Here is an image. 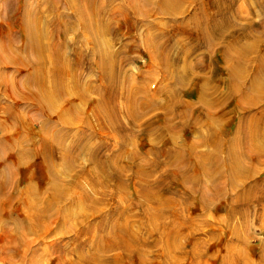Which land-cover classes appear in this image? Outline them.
I'll return each mask as SVG.
<instances>
[{"label": "rangeland", "instance_id": "1", "mask_svg": "<svg viewBox=\"0 0 264 264\" xmlns=\"http://www.w3.org/2000/svg\"><path fill=\"white\" fill-rule=\"evenodd\" d=\"M55 1L0 0V47L8 46L9 42L13 51L8 62L0 63V144H11L5 157L2 156L7 162L0 164L7 182V186L0 189V264H85L91 255L99 258L90 259L87 264H264V133H253L256 137L252 142L261 151L257 154L259 159L242 156L233 185L224 180L229 162L224 151L226 141L238 126L236 157L248 153L247 140L240 130L245 131L249 118L254 122L264 117V92L250 112L236 106L239 94L233 95L223 106L222 101H216L228 92V66L234 64L223 51L235 41H231L232 35L221 39L215 34L209 39L213 44L210 46L195 25L200 20L217 21L221 0L184 3L179 13H164L157 5H149L151 9H147L143 0L140 3L111 0L103 6L105 15L93 22L97 31L95 37L90 34L91 29H84L82 21L76 19L74 7ZM248 1L254 2L250 11L255 10L248 19L251 31L255 37L260 33L259 37L264 38V33L260 32L261 20L264 21V8L261 9L260 3L264 1L235 0L232 3L236 4H231L228 12L244 5V13H248ZM26 12L32 20V30L42 31L43 54L36 65L24 68L21 62L26 60L27 53L21 49L25 45L21 20ZM65 15L70 17L65 21L70 30L55 23L57 19L64 22ZM235 19L242 24V20ZM63 26L64 33L61 32ZM240 40H236V47L245 42L243 38ZM94 41L97 42L96 51L92 50ZM55 43L61 58H56L52 50ZM159 45L161 50L156 49ZM260 48L259 53L246 54L247 66L242 75L245 80L255 73L253 60L264 55V48ZM12 55L16 58L12 59ZM159 62H167L165 68ZM37 68L40 69L38 73L35 72ZM55 69H58L56 73ZM31 73L44 82L51 100L47 102L50 112L41 111L36 101L30 99L27 86L21 83ZM182 74H187L183 80L185 86L182 84L183 90L175 91L171 82ZM163 75L168 78L158 90ZM261 80L264 81V76ZM261 80L257 79V91L264 90ZM200 88L209 97L205 100L219 102L220 110L216 107L218 104L213 103L211 107L212 113L218 110L214 117L225 113L218 116L222 122L219 149L212 147L207 139L203 140L206 134L211 136L214 124L207 119L205 110L200 112L204 102L198 100ZM78 89L83 90L82 96L74 93ZM138 89L141 91L138 96L143 94L142 97L151 100L148 108L137 98L129 102L126 99L132 90ZM106 90L111 93L110 97L105 95ZM170 96L172 101L168 100ZM176 98L179 103L171 106L172 115L167 120L162 108L166 101L168 105ZM163 122L170 123L173 131L167 133L160 129L159 132ZM183 123L186 126H182ZM56 133L61 134L63 145L69 148L68 156L74 162L70 166L68 157L60 160V148L51 145ZM6 134L11 135L5 138ZM74 143L77 148H72ZM43 147L44 152L48 148L61 179L56 183L59 184L57 189L49 190L51 176L42 156ZM198 153H210L211 158L199 165L193 156ZM118 155L130 156L132 160L117 159ZM182 157L188 158L184 161L192 159L190 168L181 169L183 164L177 161ZM105 159L112 161L107 167L113 171L123 169V181L110 175L100 177L98 183L90 178L88 172L98 174L101 167L97 162ZM151 163L155 164L152 165L154 169L149 166ZM7 165L11 169L6 170ZM80 166L87 172L80 171ZM138 167L150 174V181L137 177ZM182 175H187L188 179H183ZM12 178L11 187L8 184ZM158 178L163 184L161 187H155L154 180ZM141 185L150 186L155 193L154 200L141 194ZM217 185L218 190L221 188L220 195L213 191ZM200 187H209L208 195H202ZM24 199L40 209L45 201H50L47 211L50 216L35 225ZM28 222L33 223L29 224L31 229H28ZM123 223L128 226L130 238L121 236L116 228Z\"/></svg>", "mask_w": 264, "mask_h": 264}, {"label": "bare ground", "instance_id": "2", "mask_svg": "<svg viewBox=\"0 0 264 264\" xmlns=\"http://www.w3.org/2000/svg\"><path fill=\"white\" fill-rule=\"evenodd\" d=\"M111 0H73V2L71 1V0H56L55 2L58 4V3H62V4H64L65 6H68V7H74L73 8V10H74V12H73V14H74V16L76 17V19L77 20H79V22L80 21H82V23H83V27H84V29H91V32H90V34L93 36V37H95L97 34H95L97 31L95 30V27L93 26V22H94V20H95V18H101L100 16L102 15V14H104L105 15V9L103 8V6L104 5H107L109 2H110ZM144 2H145V4H147L146 6L147 7H149V8H147V9H151V7L150 6H154V5H157L158 6V8L159 9H161L162 11H164V13H179L180 12V9H181V6L184 4V3H194V1L196 2V1H198V0H158L157 2H152V0H143ZM232 1H235V0H221V2H222V4L220 3L219 5H220V7L218 8V12H219V14H218V16H219V19H217V21H215V20H212V18H211V20H210V22L212 23H208L207 22V20L205 21V20H203V21H196V23H195V25L197 26V32L198 33H200L202 36H204L205 38H206V40L205 41H208L209 39H212V37H214L215 36V34L217 35V36H219V38H221V39H224L226 36H231L232 35V39H231V41H235V42H233L234 44H232V42H230L228 45H227V48H226V50H224V47L222 48L224 51L223 52H225L226 53V55H227V53H228V56L230 57L229 58V60H231V61H233V63L232 64H234V66H231V65H229L228 67H229V70L227 71V73H229L228 75V77H229V80H230V82H228V89H227V94L226 95H220L219 97H221L219 100H216V101H222V106H223V103L225 104V101H228L230 98H232V96L233 95H235V94H239L240 95V97H238L239 98V101L237 102V105L236 106H239L238 108L240 109V110H242V111H249L251 108H252V106L253 105H255V103L258 101V98L260 99V97H258V96H260V95H262V92H264V90H261V91H257L256 90V87L255 86H257L258 87V85H256V83H258L257 82V79L258 80H261L262 79V76H264V74H262V72H264V55H262L260 58H258V57H256L253 61H255L256 62V70H255V73L253 74V75H251V77H248V76H246V80L244 79V77L242 76L243 74H244V72H243V70H245L246 69V66H247V59L248 58H246V56L247 55H249V53H257L258 51H259V48L261 47V48H264V38H262V37H259V35H260V33H259V35L257 36V37H255L256 36V34L254 35V33H252V31L251 30H253L252 29V24H251V22L248 20L253 14H254V12H255V10H254V12L252 13L250 10H251V8H249L250 6H252V3H254V2H245L246 3V5H247V9L249 10V12L248 13H244V8L242 7V6H244V5H236L237 7H233L232 8V13L231 12H228V9L230 8V6H232L231 4H233V3H235V2H233L232 3ZM246 1V0H245ZM251 1V0H250ZM255 1V0H254ZM257 1V0H256ZM255 1V2H256ZM261 1H264V0H259V3L261 2ZM107 2V3H106ZM129 3V2H128ZM133 3H140V0H133ZM258 3V2H257ZM151 4H153V5H151ZM236 4V3H235ZM241 4H244V2L243 3H241ZM55 5V4H54ZM150 5V6H149ZM216 5V4H215ZM133 6V5H132ZM142 6V5H141ZM234 6V5H233ZM67 7V8H68ZM138 7V6H137ZM254 7V6H253ZM260 7H261V9L262 8H264V3H260ZM105 8H106V6H105ZM258 8V7H257ZM104 9V10H103ZM259 9V8H258ZM49 10H51V8L49 9ZM231 10V9H230ZM229 10V11H230ZM152 11V10H151ZM112 12H114V11H112ZM208 12V11H207ZM27 14L26 15H24L23 17H22V20H21V25H22V29H23V34H24V36H25V45L21 48L22 50L24 49V51H22L24 54H26L27 53V57H25L26 58V60L24 61V62H21V67H24V68H26V67H28V66H32L33 64H37L36 62H37V59H38V57L39 56H41L42 54H43V50L41 49L42 48V37H41V32H38V30L37 31H34V30H32V28L30 27V23L32 22V20H30V18H28V12H26ZM52 13V12H51ZM114 14V13H113ZM211 14V13H210ZM215 14V13H214ZM249 15H251V16H249ZM174 16H176V15H174ZM67 18H69L70 19V17L69 16H67V15H65V19H64V22H61V20L59 21L58 19L57 20H55V23H59L58 24V26L59 25H65V21H66V19ZM200 18V17H199ZM235 18H238L240 21L242 20V24L241 23H239V22H237L236 21V19ZM68 19V20H69ZM96 21V20H95ZM52 22V21H51ZM188 22V21H187ZM214 22V23H213ZM64 23V24H63ZM68 23V22H67ZM173 23V22H172ZM192 24V23H191ZM208 24H210V25H208ZM251 24V25H250ZM66 26V25H65ZM65 26H63L62 27V31L61 32H63L64 33V31H65ZM188 26V25H187ZM67 27L68 26H66V29H67ZM72 27V26H71ZM92 27V28H91ZM178 27H180V26H178ZM203 27H205V29L203 28ZM260 27L262 28L261 29V34L262 33H264V21H262L261 20V24H260ZM52 29V28H51ZM182 29V28H181ZM67 30H70V29H67ZM72 31H74V28H72L71 29ZM184 30H185V28H184ZM76 31V30H75ZM259 31V30H258ZM196 33V32H195ZM47 35V34H46ZM235 35H237V36H235ZM217 38V37H216ZM228 38V37H227ZM240 38H243V39H245L244 41V43L243 44H240L238 47H236L235 45V43H236V40L237 39H239L240 40ZM92 39V38H91ZM102 40V39H101ZM216 40V39H215ZM104 41V40H103ZM240 41H242V40H240ZM239 41V42H240ZM250 41V42H249ZM217 42H218V40H217ZM209 45L210 46H213V44H212V40H209ZM225 43H227V42H225ZM224 43V44H225ZM241 43V42H240ZM212 44V45H211ZM7 45L8 46H5L4 47V45H3V48H1L0 47V63L2 62V64L3 63H6V62H8L10 59H11V57H9L10 55H11V52H13V51H11V47H10V43L8 42L7 43ZM107 45V44H106ZM63 46V45H62ZM62 46H60V47H62ZM259 46V47H258ZM207 47V46H206ZM63 48V47H62ZM82 48V47H81ZM160 48V49H159ZM217 48H219V46L217 47ZM260 48V49H261ZM45 49V48H44ZM156 49L157 50H161V47H160V45H159V47H157L156 46ZM53 51H54V53H55V56H56V58L58 57V58H61V53H59L58 54V52L60 51L59 49H58V46H57V44L55 43V48L54 49H52ZM93 51H96L97 50V42H95L94 41V46H93V49H92ZM108 50V49H107ZM28 51L31 53V58H29L28 59ZM18 52V51H17ZM221 52V51H220ZM222 52V53H223ZM46 53V52H45ZM44 53V54H45ZM259 53V52H258ZM5 54H9V55H5ZM16 54V53H15ZM18 55H19V52L17 53ZM21 54V53H20ZM160 54V53H159ZM162 54V53H161ZM247 54V55H246ZM260 54H262L261 52H260ZM17 55V56H18ZM223 55H224V53H223ZM258 55V54H257ZM15 57V55L13 56L12 55V59ZM22 57V56H21ZM255 57V56H254ZM16 58V57H15ZM224 58V57H223ZM251 58V59H252ZM48 59V58H47ZM113 60V59H112ZM225 61H226V59H224ZM44 61V60H43ZM45 61H47V60H45ZM251 61V60H250ZM197 62V61H196ZM56 63H58V62H56ZM112 63V62H111ZM160 63V62H159ZM254 63V62H253ZM165 64H167V62H161L160 63V66H162L163 68H165L164 67V65ZM48 65V64H47ZM169 66V65H168ZM193 66H194V64H193ZM193 66H191V67H193ZM253 66V65H252ZM47 67V66H46ZM183 67V66H182ZM179 68V67H178ZM227 68V67H226ZM252 68V67H251ZM192 69H194V68H192ZM228 69V68H227ZM226 69V70H227ZM253 69V68H252ZM43 70V69H42ZM188 70H190L189 68H188ZM238 70H241V71H239L240 73L238 74ZM40 71V69L39 68H37L36 69V71L35 72H39ZM58 71V69L56 70L55 69V73ZM164 72V71H163ZM178 72V71H177ZM187 72V71H186ZM121 73V72H120ZM165 73V72H164ZM179 73V72H178ZM188 74V73H187ZM187 74H182L183 76H178V78L180 79V81L178 80V78L176 79V77H175V79L174 80H172V84L171 85H174V87H173V89L175 90H177V91H179L182 87H183V85L186 83H183L184 81L183 80H186V79H184L185 78V76L187 75ZM194 74V73H193ZM193 74H191V75H193ZM196 74V73H195ZM106 75V74H105ZM111 76V75H110ZM122 76V75H121ZM173 76V75H172ZM195 77V76H194ZM110 78V77H109ZM166 78H168L167 77V75H163V77L161 78L162 79V81L160 82V84L158 85V90H159V88L161 89L163 86L162 85H164V81H165V79ZM170 78H171V76H170ZM187 78V77H186ZM197 78H198V76H197ZM167 80H169L170 81V79H167ZM60 81V80H59ZM261 82H262V84H264V81H262L261 80ZM21 83H24V87L25 86H27V87H25L26 89H27V92H30V99H33L34 101H36V103L40 106V110L42 111V110H44L45 112L46 111H48V112H50V107H49V104L50 103H47L48 101H51L50 100V98H49V95L47 94V90H46V88H45V85H44V82H43V80L40 78V76H38L37 74H29L28 76H26L25 78H23L22 80H21ZM183 84V85H182ZM106 85V84H105ZM170 85V86H171ZM30 87V89H29V87ZM103 86V85H102ZM185 86V85H184ZM20 87V86H19ZM25 88H23L24 90H25ZM91 88V87H90ZM107 88V87H106ZM142 88V87H141ZM184 88V87H183ZM183 88H182V90H183ZM105 89V88H104ZM171 89H172V87H171ZM201 89V90H200ZM199 89V96H198V100L199 101H204L203 102V104H202V106H201V111L200 112H202L203 110H205V115H206V117H207V119H209V121H211V123L212 124H214V125H212L213 126V132H210L211 133V136H209V137H207V134H206V137L204 136V138H203V140L204 141H209L210 143H211V145H212V147H214L215 149H219L220 147H221V142H222V135H221V133H220V129H221V125H222V122H221V120H219V117L221 116V114L220 115H218L217 117H214V112L215 111H218V110H215V108L213 109V110H215L213 113H212V111H211V107L213 106V103L214 102H210L209 100V102L207 101V100H205V99H209V97L208 96H206V94H205V92L203 91V88H200ZM29 90V91H28ZM75 90H76V88H75ZM86 90V89H85ZM119 90V89H118ZM117 90V91H118ZM142 90V89H141ZM157 90V89H156ZM173 90V91H174ZM175 90V91H176ZM57 91H58V93H60V89H57ZM83 91V90H82ZM80 89H78V91L77 92H74V93H77V95L78 96H82L81 94H83V92H82ZM148 91V90H147ZM170 91H172V90H170ZM129 92V91H128ZM141 91H139V89H138V91L137 90H132L131 92H130V94H128V96L126 97V99H128V102L129 101H134V99L135 98H137L141 103H144V105H146V108H148L149 107V105H151V103H150V99H148L147 97L145 98V97H142V95L141 96H138V93H139V95L141 94L140 93ZM163 92V91H162ZM219 92V91H218ZM149 93V92H148ZM147 93V94H148ZM171 93V92H170ZM177 92H175L174 94L175 95H177L176 94ZM210 93V92H209ZM214 93V92H213ZM256 93H257V95H256ZM85 94V93H84ZM111 93L110 92H108V90H106L105 91V95H107V96H109ZM146 94V93H145ZM172 94V93H171ZM225 94V93H224ZM105 95H104V97H105ZM135 95H137V96H135ZM148 95H150V94H148ZM147 95V96H148ZM166 95V94H165ZM208 95V94H207ZM212 95V94H211ZM238 95V96H239ZM87 95L85 94V97H86ZM135 96V97H134ZM213 96H216V95H213ZM88 97V96H87ZM86 97V98H87ZM110 97V96H109ZM108 97V98H109ZM175 97H177V96H175ZM206 97H208V98H206ZM85 98V99H86ZM177 98H179V97H177ZM177 98L173 101V102H171L172 100H173V98H172V96H170L169 98H168V100H171L170 102H171V104H166L167 103V101H166V103H165V105H167V107H165V105H164V107L162 108L163 110H164V114H165V119H167L168 120V117L169 116H171L172 115V113H170V112H172V108H171V106L173 107V105L174 104H176V102H178L179 101V99H178V101H177ZM212 98V97H211ZM211 98H210V100H211ZM237 98V99H238ZM82 99V98H81ZM110 99V98H109ZM166 99V98H165ZM164 101V100H163ZM187 101V100H186ZM205 101H207V102H205ZM212 101V100H211ZM162 102V101H161ZM169 102V101H168ZM169 102V103H170ZM183 102V101H182ZM32 103H34V102H32ZM36 103H34V104H36ZM52 103V102H51ZM135 103V102H134ZM163 103V102H162ZM179 103V102H178ZM177 103V104H178ZM157 104V103H156ZM176 104V105H177ZM214 104H218V105H216V107L217 106H219V102H215ZM159 106V105H158ZM127 107V106H126ZM179 107V106H178ZM193 107V106H192ZM214 107H215V105H214ZM143 108H144V106H143ZM160 108V107H159ZM184 108H186V107H184ZM219 108V110H220V106L218 107ZM188 109V108H187ZM203 109V110H202ZM238 109V110H239ZM152 110H153V108H152ZM175 111V110H174ZM173 111V112H174ZM163 112V111H162ZM184 112H187V110L186 111H184ZM224 112H226V111H224ZM223 112V113H224ZM250 112V111H249ZM117 113V112H116ZM183 113V112H182ZM243 113V112H242ZM96 114V113H95ZM175 114V113H174ZM179 114V113H178ZM181 114V113H180ZM225 114V113H224ZM224 114H222V115H224ZM9 115H11L12 116V114L10 113ZM182 116V115H181ZM7 117V116H6ZM229 117V116H228ZM188 118V117H187ZM226 118V117H225ZM206 119V120H207ZM257 119V118H256ZM167 120H165V121H167ZM170 120V119H169ZM168 122V121H167ZM170 122V121H169ZM183 122V121H182ZM10 123V122H9ZM186 123V122H185ZM185 123H183L184 125H182V126H186V124ZM211 123H210V125H211ZM224 123V122H223ZM169 124V125H168ZM168 124H166V122L164 123L163 122V125H162V127H159V129H158V131L160 130V131H163V130H165L167 133L169 132H172L173 131V129H172V125L170 124V123H168ZM262 125H264V117H261L260 119H258V120H254V122L251 120V118H249L248 120H247V123H246V126H245V131H242V130H240L241 131V134L243 135V138L245 139V140H247V145H246V149H247V154L245 155L244 153H241L242 155H239V157H238V159H237V153H236V143H237V138L235 137L236 136V132L238 133V131H239V127L238 126H236V128H235V132H234V135L230 138V139H228V142L226 141V146H224V151H225V155H226V159L229 161L228 162V172H225L226 173V175H225V181H228L229 182V184L231 183L232 185H233V183H234V177H235V175H236V173H237V164H238V161L240 162L241 160H240V158L243 156V157H245V158H247V159H256V160H258L259 158L257 157V154L258 155H260L261 153H259V152H261L260 150H259V148L258 147H256L255 146V144L252 142L253 141V137H256L255 135V133H257V135L258 134H260V135H262L261 133H264V130H262V129H260L261 127H264V126H262ZM122 126V125H121ZM260 127V128H259ZM214 128H215V131H214ZM159 131V132H160ZM162 133V132H161ZM255 135H254V134ZM57 134V133H56ZM54 134V139H52L51 140V145H53V144H56V146L57 147H59L60 148V155H59V158H60V160H62V161H65L66 160V157H68L69 158V148H67V147H65L64 145H63V143H62V138H61V134ZM11 134H6V135H4V137L5 138H7V136H10ZM254 135V136H253ZM45 137H46V135H45ZM212 137V138H211ZM207 139V140H206ZM4 140V139H3ZM46 140V139H45ZM202 140V141H203ZM238 141H239V139H238ZM49 143L50 144V142L48 141V140H46V143ZM4 143V142H3ZM3 143L2 144H0V159L3 161H1L0 162V164H4L5 165V162H7V160L6 161H4V158H2V156L3 157H5V155H4V153H6L8 150L7 149H10V147L8 146V145H6V144H4L3 145ZM47 143V144H48ZM9 144V143H8ZM48 144V145H49ZM238 144V143H237ZM49 146V148L50 147H52V146ZM54 146V145H53ZM194 145L192 144V147H193ZM77 148V145H76V143H74L73 145H72V148ZM192 147H190V149L189 150H191V151H193V148ZM238 147V146H237ZM44 148L45 147H43V150H42V156H43V159H44V162H46V164H47V169L46 170H48V173H49V175L51 176V180H49L50 181V186H49V190H53V189H57L58 188V186H59V184H56V183H59L60 181H61V179H60V177H58V175H57V173H56V171H55V167H54V165H53V162H52V160L50 159V155H49V151L47 150L48 148H46L45 150L47 151H45L44 152ZM185 148H187V147H185ZM213 148V149H214ZM188 149V148H187ZM213 151V150H212ZM41 152V151H40ZM164 152V151H163ZM171 152V151H170ZM170 152H169V154H170ZM175 152H177V151H175ZM186 152V151H185ZM204 152V151H203ZM215 152V151H214ZM242 152V151H241ZM39 153V152H38ZM46 153V154H45ZM167 153H168V151H167ZM173 153H174V151H173ZM184 153V152H183ZM238 153H240V152H238ZM169 154H167V155H169ZM172 154V153H171ZM167 155H166V157H167ZM179 155H180V153L177 155L178 157H179ZM187 154L185 153V156H186ZM195 155V156H194ZM225 155H224V157H225ZM41 156V157H42ZM132 156V155H131ZM159 156V155H158ZM172 156V155H171ZM182 156H184V154L182 155ZM193 156H194V158H195V162L197 163V164H199V165H201V163H204L205 162V160H207V162H208V159L207 158H211V154L209 153V154H200V153H198V154H193ZM19 157V156H18ZM23 157V156H22ZM22 157H19V158H22ZM101 157V156H100ZM114 157H116V156H114ZM127 158V159H131V157L130 156H122V155H118L117 156V159L118 158ZM155 157V156H154ZM170 157V156H169ZM261 157V156H260ZM73 158L74 159H76V157L75 156H73ZM135 158V157H134ZM168 158V157H167ZM185 159H188L187 157H184ZM183 157H182V159L180 160V161H177L178 163H181V164H183V165H181V169H182V167H183V169H188V167L190 168V164H192V159L191 160H187V161H184L185 159H184ZM197 158V159H196ZM102 159H103V157H102ZM171 159H172V157H171ZM173 159H175V157L173 158ZM184 159V160H183ZM213 159H215V155H214V158ZM218 159V158H217ZM217 159H216V161H217ZM244 159V158H243ZM262 159V158H261ZM49 160V161H48ZM71 160V161H70ZM124 160V159H123ZM132 160V159H131ZM169 160H170V158H169ZM177 160V159H176ZM179 160V159H178ZM74 161V160H73ZM94 161H96V160H94ZM125 161V160H124ZM146 162V160H143V162ZM247 161V160H246ZM245 161V162H246ZM112 161H110V160H108V159H105V160H103V161H100V162H97L99 165H100V167H101V169H100V172H98V174L97 173H95L94 171L92 172V171H90V172H88V175L90 176V178L94 181V182H96V183H98V181L100 180V177H106L107 175H110V176H113V177H115L116 179H118L119 181H123L124 179H123V177H124V172L122 171L123 169L122 168H118L117 170H115V171H113V169H111V168H108L107 166H109L108 164H110ZM130 162V161H129ZM148 162V161H147ZM153 162H155L154 160H153ZM172 162V161H171ZM185 162V163H184ZM215 162V161H214ZM225 162V161H224ZM261 162V161H260ZM74 162H72V159L71 158H69V163H67L68 164V166H70V165H72ZM114 163H116V162H114ZM114 163H112V164H114ZM173 163V162H172ZM176 163V161L174 162V164ZM206 163V162H205ZM212 163V162H211ZM226 163V162H225ZM132 164V163H131ZM146 164V163H145ZM155 164H156V162H155ZM155 164H149V166L151 165H155ZM179 165V164H178ZM178 165H176V166H178ZM249 165V164H248ZM115 166V165H114ZM148 166V167H149ZM158 166V165H157ZM205 166V165H204ZM214 166V165H213ZM218 166V165H217ZM241 166V165H240ZM3 167V166H2ZM9 167V169H11V167H10V165H7L6 167H5V169L6 170H9V169H7ZM153 167V166H152ZM180 167V166H179ZM239 169H240V167H238ZM247 168V167H246ZM78 169L80 170V171H85V172H87L86 171V169L84 168V167H82V166H80V167H78ZM153 169H154V167H153ZM159 169V168H158ZM192 169V168H191ZM198 169V168H197ZM206 169V168H205ZM212 170V169H211ZM211 170H210V173H211ZM191 171V170H190ZM207 171V170H206ZM47 172V171H46ZM200 172V171H199ZM202 172V171H201ZM255 172V171H254ZM253 172V173H254ZM5 173V172H4ZM3 172H1L0 171V189L1 188H3V187H6L7 186V182L4 180V176H5V174H4ZM135 173H136V175H137V177H139L140 179H144L143 181H145V180H147V181H150V180H148V179H150V174L149 173H144L143 171H142V167L140 168V167H138L137 168V170H135ZM209 173V174H210ZM189 174V173H188ZM203 174V173H202ZM206 174V173H205ZM239 175H241V173L239 174ZM210 176V175H209ZM213 176H214V174H213ZM237 176V175H236ZM14 177V176H13ZM211 177V176H210ZM182 178L183 179H185V180H187L188 179V177H187V175H182ZM160 178H158V179H156V180H154V183H155V187H161L163 184H161V179L159 180ZM110 180V179H109ZM108 180V181H109ZM184 180V181H185ZM193 180H194V178H193ZM197 180H199V178L197 179ZM212 180V179H211ZM213 180H215V179H213ZM242 180V179H241ZM192 181V180H191ZM162 182H164L165 183V181H162ZM116 183V182H115ZM223 183V182H222ZM227 183V182H226ZM12 184H14V182H13V178H12V180L10 181V183L8 184L9 186H11L12 187ZM153 184V183H152ZM214 184H215V182H214ZM51 185H53V186H51ZM120 185V184H119ZM149 185V184H148ZM148 185H141L139 188H140V191H141V194L142 195H144L145 197H147V199H149V200H154L153 199V197L155 196L154 194V191H151L150 189V186H148ZM158 185V186H157ZM206 185H208V184H206ZM219 185V184H218ZM216 186L215 188H213V191L215 192V194H218V195H220L221 194V192L219 193V191L221 190V188H220V190H218V187L219 186ZM199 186V185H198ZM203 186H205V185H203ZM210 186V185H209ZM51 187H52V189H51ZM222 187V186H221ZM15 188V187H14ZM198 188V187H197ZM243 188V187H242ZM7 189V188H6ZM116 189V188H115ZM119 189V188H118ZM227 189V188H226ZM104 190H106V189H104ZM117 190V189H116ZM168 190V189H167ZM208 190H210L209 189V187L208 188H204V187H200V193L202 194V195H208V193L210 192V191H208ZM113 191V190H112ZM139 191V192H140ZM155 191H157V190H155ZM211 191H212V189H211ZM211 192L212 194H214V192ZM1 192H3V190H1ZM186 192V191H185ZM199 192V191H198ZM113 193V192H112ZM182 193V192H181ZM210 193V194H211ZM223 193V192H222ZM30 194V193H29ZM111 194V193H110ZM233 194V193H232ZM28 195V194H27ZM31 196V195H30ZM33 196H34V194L32 195V198H33ZM36 196V195H35ZM103 196H104V194H103ZM108 196V195H107ZM143 196V197H144ZM159 196V195H158ZM217 196V195H216ZM215 196V197H216ZM27 197V196H26ZM183 197H185V196H183ZM211 197V196H210ZM227 197V196H226ZM234 197V196H233ZM31 198V197H30ZM31 198V200L33 201V199ZM93 198H95V197H93ZM158 198V197H157ZM207 198V197H206ZM209 198V197H208ZM220 198V197H219ZM86 199H87V197H86ZM101 199H102V197H101ZM103 199H105L104 197H103ZM102 199V200H103ZM204 199V198H203ZM211 199V198H210ZM25 200V199H24ZM27 200V199H26ZM25 200V201H26ZM28 200H30V199H28ZM93 200V199H92ZM215 200V199H214ZM24 201V202H25ZM32 201H31V203L30 202H28V201H26L27 203V206H28V209L30 210V217H32L33 218V222H34V224L35 225H37L39 222H40V220L42 219H46V218H48V216H50V215H48L47 214V211H48V209H49V204L51 205V202L50 201H45L46 202V204H45V202L43 203L44 205L41 207V209L40 208H36L35 207V205L33 206V203H32ZM42 201V200H41ZM237 201V200H236ZM236 201H234V202H236ZM208 203V202H207ZM242 203H243V201H242ZM241 203V204H242ZM25 204V203H24ZM41 204V203H40ZM39 204V205H40ZM236 204V203H235ZM160 206V205H159ZM153 208V207H152ZM163 208V207H162ZM146 209V208H145ZM164 209V208H163ZM207 209H209V208H207ZM177 210V209H176ZM151 212H152V210H151ZM163 213V212H162ZM158 216V215H157ZM160 217V216H159ZM31 218V219H32ZM17 224V223H16ZM29 224H33L32 222H28V229H31V226L29 225ZM166 224V223H165ZM120 225V224H119ZM174 225V227H175V224H173ZM122 227H120V226H116V228H118L117 230L119 231V233L121 234V236H123V235H125V236H127V237H131L128 233H130V231L128 230V226L126 225V224H122L121 225ZM180 227V226H179ZM115 230V229H114ZM114 234V233H113ZM115 235V234H114ZM113 236V235H112ZM117 236V235H116ZM116 240V239H115ZM124 241V240H123ZM132 241V240H131ZM117 242V241H116ZM115 242V243H116ZM139 243V242H138ZM113 244H114V240H113ZM141 244V243H140ZM118 245V244H117ZM127 245V244H126ZM110 246H112L111 244H110ZM128 246V245H127ZM144 246V245H143ZM112 248V247H111ZM97 249V248H96ZM131 249H133V248H131ZM141 251H144V250H142V248H141ZM96 252H98V251H96ZM138 252H139V250H138ZM130 252H128L127 254H129ZM95 254H97V253H95ZM138 254H140V256H141V253H138ZM139 256V257H140ZM165 257H166V255H165ZM99 257L98 256H94V255H91L90 257H89V261H90V259H92L93 261L94 260H96V259H98ZM170 258V257H169ZM87 260H88V258H87ZM89 261H87V263L89 262ZM83 263V262H82ZM87 263H85V264H87ZM90 264V263H89Z\"/></svg>", "mask_w": 264, "mask_h": 264}]
</instances>
